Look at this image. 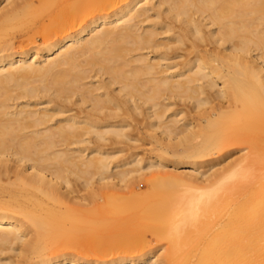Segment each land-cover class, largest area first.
Listing matches in <instances>:
<instances>
[{
	"label": "bare ground",
	"instance_id": "6f19581e",
	"mask_svg": "<svg viewBox=\"0 0 264 264\" xmlns=\"http://www.w3.org/2000/svg\"><path fill=\"white\" fill-rule=\"evenodd\" d=\"M263 158L264 0H0V264H264Z\"/></svg>",
	"mask_w": 264,
	"mask_h": 264
},
{
	"label": "rangeland",
	"instance_id": "374dc122",
	"mask_svg": "<svg viewBox=\"0 0 264 264\" xmlns=\"http://www.w3.org/2000/svg\"><path fill=\"white\" fill-rule=\"evenodd\" d=\"M181 104H182V102L180 104L178 103V107L176 109L182 108L184 103H183V105H181ZM180 105L182 107H180ZM185 108L187 109L188 107L184 105V109ZM186 112H189V108ZM192 115H191V118H193L196 115V113L193 112ZM242 115L243 114L240 113L238 116H242ZM142 124L138 123V125L137 124L134 125L136 127L133 126L131 129V130L134 129V131H130V133L131 132L133 133V135H132L133 138L136 135L135 138L133 139L136 141L130 142V140H129V142L127 141L128 142L127 144L125 142H123L122 144H120V146H122V145L124 147L126 146V148H128L127 149L128 151L132 152L134 150L133 151L134 153H139L140 157L146 159L149 156L154 154V151H152L151 149H153L152 147L155 145V142L153 143V138L151 139V137H154V136L149 137L150 135H153V134H148V132H147L148 128L146 130V127L144 126V124L143 125ZM149 139H151V141ZM152 144H154V145H152ZM108 145L112 146L110 143ZM243 147L244 146H240L239 148H243ZM239 148L232 152L235 155H229L226 160H231V159L236 158L237 157L236 152H238ZM125 153H127V152H125ZM184 160H188V159H184ZM196 160L199 161L201 159H196ZM263 161H264V158H263ZM218 162H220V161H218ZM165 163L168 164L169 169H172V167H175V166H176V168H178L177 170H180V171L190 169L188 164H182V165L175 164V166H174V164L172 162L167 161ZM208 168H209V166L205 164L200 168V170L205 171V170H208ZM224 174H226V172H224L222 175H224ZM176 176L177 175H171V173L170 174L164 173L161 176L160 175H154V174H146V176H143L139 180L142 187L137 189L138 194L136 193L134 196L130 197L132 203L133 204H142V203L147 204L150 202L155 203L156 200H155V198H153L152 192H153L154 187H156L158 185L163 186V187H161V189H162L161 192H162L163 196L159 199V201L163 202V201H170L173 199L178 200L181 196H183L187 192L188 188L184 187V185H182V184H179V185L175 184L176 183L175 182ZM217 182H218V179L217 180L215 179L213 184H217ZM260 189H264V184H263V186H260ZM255 203L260 205L263 203V200L257 199L255 201ZM219 215H224L227 218V215H228L227 210L225 208L221 207L219 210V213H218V216ZM167 218H168L167 215H165L162 218H160V220L165 221V220H167ZM227 220L229 221L230 219H226V221ZM231 220L235 221L236 218H235V220L234 219H231ZM189 240L193 243V246H196L199 242L198 236L195 238L191 237ZM154 241H157V239H154ZM158 244L159 245L157 246V249H155L154 252L159 258H161L162 260H165L169 254V251H168L169 242L166 239H163V241L161 243H158ZM186 251H187L186 249L181 248L180 250H178L174 254V260H175L176 264H186L187 263L188 254Z\"/></svg>",
	"mask_w": 264,
	"mask_h": 264
}]
</instances>
